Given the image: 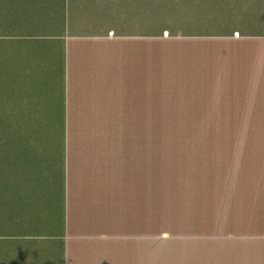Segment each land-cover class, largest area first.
Wrapping results in <instances>:
<instances>
[{
    "label": "crops",
    "instance_id": "crops-1",
    "mask_svg": "<svg viewBox=\"0 0 264 264\" xmlns=\"http://www.w3.org/2000/svg\"><path fill=\"white\" fill-rule=\"evenodd\" d=\"M170 1L0 0L61 50L62 264H264V0Z\"/></svg>",
    "mask_w": 264,
    "mask_h": 264
},
{
    "label": "rangeland",
    "instance_id": "rangeland-1",
    "mask_svg": "<svg viewBox=\"0 0 264 264\" xmlns=\"http://www.w3.org/2000/svg\"><path fill=\"white\" fill-rule=\"evenodd\" d=\"M171 1L163 0L164 35H169ZM186 25L181 16L180 25ZM27 29H0V264H62L61 50L40 38L28 44ZM22 35V36H17ZM169 46V45H165ZM170 48V46H169ZM163 92L176 90L171 54L164 49ZM177 107L164 104V127L180 120ZM37 122L44 136L35 138ZM198 131L163 129L164 153L171 141ZM42 150L35 180L34 145ZM164 157V175L169 161Z\"/></svg>",
    "mask_w": 264,
    "mask_h": 264
},
{
    "label": "trees",
    "instance_id": "trees-1",
    "mask_svg": "<svg viewBox=\"0 0 264 264\" xmlns=\"http://www.w3.org/2000/svg\"><path fill=\"white\" fill-rule=\"evenodd\" d=\"M34 132H35L36 140L41 138V136H44V129L39 124V122H37V126ZM42 157L43 156H42L41 147L39 146V143H36L34 145V166H36V169H37L36 174H35V177H36L35 180H39V178L41 177V170L43 168L42 165H44Z\"/></svg>",
    "mask_w": 264,
    "mask_h": 264
}]
</instances>
